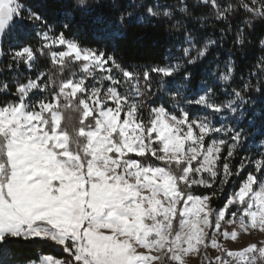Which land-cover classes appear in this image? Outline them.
I'll list each match as a JSON object with an SVG mask.
<instances>
[{
	"label": "snow or ice",
	"instance_id": "snow-or-ice-1",
	"mask_svg": "<svg viewBox=\"0 0 264 264\" xmlns=\"http://www.w3.org/2000/svg\"><path fill=\"white\" fill-rule=\"evenodd\" d=\"M136 24L161 58L125 59ZM258 25L264 0H0V264H264Z\"/></svg>",
	"mask_w": 264,
	"mask_h": 264
},
{
	"label": "trees",
	"instance_id": "trees-1",
	"mask_svg": "<svg viewBox=\"0 0 264 264\" xmlns=\"http://www.w3.org/2000/svg\"><path fill=\"white\" fill-rule=\"evenodd\" d=\"M52 0H33V3L40 5H47ZM61 3L64 0H60ZM119 2V0H118ZM50 12H58V8L50 7ZM105 15H110L108 9L99 10ZM75 24L77 28L84 31L87 35H91V26L89 22L82 19L78 14L75 16ZM264 30V26H257V35ZM169 47V37L164 29L155 28L151 25L136 24L128 29L127 38L119 42V50L123 52L125 59L128 61H134L137 63H150L153 60L161 58L167 48ZM227 46L225 48V54ZM260 55V50L256 46L255 41L252 46L247 50L246 58L241 60V64L247 68L255 62L256 58ZM239 59V56H237ZM45 252L52 251L51 249L45 248ZM58 254V253H57Z\"/></svg>",
	"mask_w": 264,
	"mask_h": 264
},
{
	"label": "rangeland",
	"instance_id": "rangeland-1",
	"mask_svg": "<svg viewBox=\"0 0 264 264\" xmlns=\"http://www.w3.org/2000/svg\"><path fill=\"white\" fill-rule=\"evenodd\" d=\"M242 239H247V238L245 237V238H242ZM231 246H233V247H237V246H239V245H231ZM192 264H198V261L193 260V261H192Z\"/></svg>",
	"mask_w": 264,
	"mask_h": 264
}]
</instances>
